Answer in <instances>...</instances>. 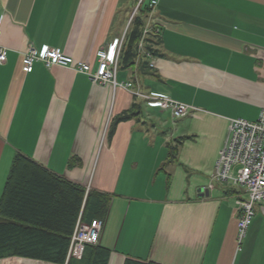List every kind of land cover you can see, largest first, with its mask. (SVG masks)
<instances>
[{
    "label": "crops",
    "instance_id": "1",
    "mask_svg": "<svg viewBox=\"0 0 264 264\" xmlns=\"http://www.w3.org/2000/svg\"><path fill=\"white\" fill-rule=\"evenodd\" d=\"M136 2L0 0V196L12 158L23 155L110 196L92 246L109 251L107 264H264V203L238 244L244 190L211 179L229 120L256 121L264 110V0H157L160 56L146 72L118 66L115 86L41 62L22 71L28 45L94 71L97 51L126 33ZM127 81L191 111L172 120L119 86ZM133 105L137 115L118 121ZM82 257L71 264H87ZM0 264L52 263L12 256Z\"/></svg>",
    "mask_w": 264,
    "mask_h": 264
},
{
    "label": "trees",
    "instance_id": "2",
    "mask_svg": "<svg viewBox=\"0 0 264 264\" xmlns=\"http://www.w3.org/2000/svg\"><path fill=\"white\" fill-rule=\"evenodd\" d=\"M138 2V0H137ZM136 2V4H137ZM143 0L125 33L119 66L146 72L149 61L138 55L137 45L150 8ZM160 37L149 34L144 51L153 58L160 56ZM137 105H133V110ZM138 110V109H137ZM136 111V110H135ZM137 115L131 110L117 120ZM169 158L175 157V147H169ZM72 161V160H71ZM110 196L90 190L50 172L34 160L16 154L0 196V259L21 257L52 264H65L69 242L77 222L90 224L103 221ZM87 264H107L109 251L87 246L83 252ZM73 258L66 264H71Z\"/></svg>",
    "mask_w": 264,
    "mask_h": 264
},
{
    "label": "built area",
    "instance_id": "3",
    "mask_svg": "<svg viewBox=\"0 0 264 264\" xmlns=\"http://www.w3.org/2000/svg\"><path fill=\"white\" fill-rule=\"evenodd\" d=\"M142 1L138 0L134 6L130 22ZM148 6L150 11L137 50L138 55H144L150 62L153 57L144 51V40L151 33L160 37L161 29L158 19L154 16L157 0H149ZM124 37L125 33L121 38L114 39L111 44L97 51V67L94 71L91 70L89 64L75 61L57 49L47 46L37 49L31 45H28L26 51L22 54L21 68L24 73L28 74L32 72L33 65L36 62H41L46 68L61 66L73 69L87 75L93 84L99 86L108 84L115 86L117 85L115 73L119 66ZM6 56L7 50L0 47V64L5 62ZM138 58L135 60V67L138 64ZM149 66L152 65L149 63ZM119 86L131 90L136 98L141 97L151 107L169 111L172 120L184 118L191 111V108L184 103L167 98L150 99L144 96L133 81L120 83ZM211 179L218 184L232 188L241 187L244 190L245 197L239 196L236 200L237 240L240 244L252 224L255 216V206L264 203V110L260 112L256 121L251 122L239 118L229 120L226 138L214 163ZM212 188L213 185L210 184L209 189ZM102 225L101 220H93L87 225L77 222L70 238L66 261L72 258H80L87 246L96 245Z\"/></svg>",
    "mask_w": 264,
    "mask_h": 264
},
{
    "label": "water",
    "instance_id": "4",
    "mask_svg": "<svg viewBox=\"0 0 264 264\" xmlns=\"http://www.w3.org/2000/svg\"><path fill=\"white\" fill-rule=\"evenodd\" d=\"M198 193H200L201 197H207L209 195V191L208 190L199 189Z\"/></svg>",
    "mask_w": 264,
    "mask_h": 264
},
{
    "label": "rangeland",
    "instance_id": "5",
    "mask_svg": "<svg viewBox=\"0 0 264 264\" xmlns=\"http://www.w3.org/2000/svg\"><path fill=\"white\" fill-rule=\"evenodd\" d=\"M157 109V108H156ZM13 159V158H12Z\"/></svg>",
    "mask_w": 264,
    "mask_h": 264
}]
</instances>
